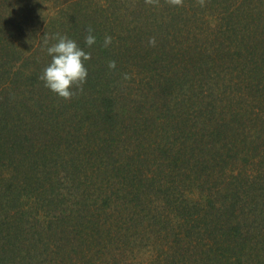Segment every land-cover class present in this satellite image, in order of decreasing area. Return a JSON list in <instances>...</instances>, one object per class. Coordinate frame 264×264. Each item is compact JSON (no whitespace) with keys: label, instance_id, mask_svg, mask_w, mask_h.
<instances>
[{"label":"trees","instance_id":"trees-1","mask_svg":"<svg viewBox=\"0 0 264 264\" xmlns=\"http://www.w3.org/2000/svg\"><path fill=\"white\" fill-rule=\"evenodd\" d=\"M0 264H264V0H0Z\"/></svg>","mask_w":264,"mask_h":264},{"label":"clouds","instance_id":"clouds-1","mask_svg":"<svg viewBox=\"0 0 264 264\" xmlns=\"http://www.w3.org/2000/svg\"><path fill=\"white\" fill-rule=\"evenodd\" d=\"M174 2H179V0H174ZM96 39L90 28L85 38L86 44L91 46ZM111 41L112 37L106 35L104 46H108ZM45 43L47 44V41ZM151 43H155L154 39ZM46 51L51 56V60L43 68L40 79L44 81L45 87L57 95L65 99L71 98L75 89L81 88L87 80L88 68L85 61L90 59L91 53L80 47L76 40L60 34H57L55 43L47 46ZM115 66L114 60L109 61L110 68H115Z\"/></svg>","mask_w":264,"mask_h":264}]
</instances>
